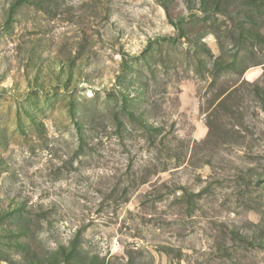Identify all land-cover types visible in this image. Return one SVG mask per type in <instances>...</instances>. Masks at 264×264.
Here are the masks:
<instances>
[{
    "label": "rangeland",
    "instance_id": "1",
    "mask_svg": "<svg viewBox=\"0 0 264 264\" xmlns=\"http://www.w3.org/2000/svg\"><path fill=\"white\" fill-rule=\"evenodd\" d=\"M0 264H264V0H0Z\"/></svg>",
    "mask_w": 264,
    "mask_h": 264
}]
</instances>
